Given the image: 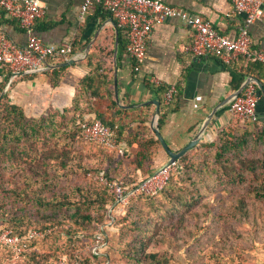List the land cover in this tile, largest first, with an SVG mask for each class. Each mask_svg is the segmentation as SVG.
<instances>
[{
	"label": "crops",
	"instance_id": "1",
	"mask_svg": "<svg viewBox=\"0 0 264 264\" xmlns=\"http://www.w3.org/2000/svg\"><path fill=\"white\" fill-rule=\"evenodd\" d=\"M165 1L203 17L230 36L238 34L244 19L243 13L234 11L233 0ZM40 2L45 14L37 22V32L47 43L70 44L73 54L69 59L75 62L67 65L58 86H53L43 71L35 72L38 75L32 79L17 80L18 75L11 77L1 97L9 93L10 101L23 107L28 115H42L71 107L81 91L82 104L93 109L86 115L88 119L98 118V113L112 117L115 108L110 107L114 101L117 108L124 110L117 114L116 120L127 125L125 145L118 147L123 152L127 148L131 156L139 150L142 139L158 138L155 128L174 152L198 135V144L216 141L221 131L234 121L229 105L231 97L241 88L235 89L234 77L245 73V80L252 77L264 85V69L246 66L245 59L225 63L216 57H195L189 50L193 30L178 18L153 28L147 39L145 61L140 71H136L135 62L125 48V32L111 13L95 7L82 16L83 0ZM1 32L19 45L26 44L27 35L20 24L0 7ZM251 34L254 46L264 51V13L251 27ZM171 86L177 92L173 101L165 104L161 89ZM98 90L99 96L89 97ZM260 95L258 112L263 119L264 96L261 92ZM161 113L165 119L159 127ZM169 159L161 143L150 160V173L166 165Z\"/></svg>",
	"mask_w": 264,
	"mask_h": 264
},
{
	"label": "trees",
	"instance_id": "2",
	"mask_svg": "<svg viewBox=\"0 0 264 264\" xmlns=\"http://www.w3.org/2000/svg\"><path fill=\"white\" fill-rule=\"evenodd\" d=\"M4 13L7 14L5 11ZM15 20L19 23L17 19ZM124 44L127 49V41ZM63 61V58L50 59L49 63ZM246 66L258 70L264 69V63L260 62L247 61ZM66 69L67 66H62L44 70L42 73L47 76L53 86H58L62 82ZM12 74L7 65L0 67V78L2 79L0 81V97ZM37 75L38 73H27L18 76L16 79H32ZM244 81L245 73H238L234 77L235 89H239ZM166 91L167 89H161L164 95L163 101L165 104H170L173 100L170 103L165 102ZM83 94L84 92L80 91L71 107L64 108L62 111L51 110L42 114L39 119L28 116L23 107L12 103L9 93H5L0 98V216L9 215L8 227L4 230L11 229L15 234L21 236L33 230H41L30 228L35 222L29 220L25 214L21 215L16 208L9 206V204L12 205L11 201H23L25 200L24 197L32 198L37 212L41 214L43 219V221L36 222L42 225L43 230L52 225L60 224L61 215L65 213L67 217L68 210L73 207L75 210L70 215L68 214L69 218L80 228L88 230L94 224L103 221L109 210L107 205L115 204L109 187L101 182L100 176L109 180H117L130 190L152 174L150 173V160L156 148L161 145L159 139L154 137L142 139L139 143V150L134 156H131L127 148H124L123 154H120L116 148H109L86 139L83 134L82 123L92 120L88 119L86 115L91 113L93 109L82 104ZM94 94L99 96L100 91L92 92L89 97L94 96ZM116 106L113 101V105L110 107L111 109L115 108L112 111V117L107 118L102 113H98L97 116L104 124L112 128L116 144L125 145L124 141L127 139L124 134L127 125L116 120L117 114L124 110ZM234 116L240 118L236 114ZM164 119L165 114L161 113L159 127H162ZM248 123L260 126V129L258 131L246 129L240 135H235V123L233 121L231 126L221 131L216 141L197 144L179 158L176 171L170 175L166 185L158 193L154 195L139 193L129 199L125 204L128 207L127 212L131 214L132 211H135V213L134 217L129 220L128 227L132 231H136V234L133 236L135 244L129 243V251H125L127 258L125 264H171L172 255L169 253L171 243L165 239L152 241L154 237L149 234L152 231L150 226L154 222L167 223L169 229L174 230L175 233L182 229L179 240H183V238L188 240L193 236V226L197 228L198 225L191 223V219L197 220L207 213L204 210L206 203L201 199L205 194L204 187L209 186V177L206 178L202 173L205 174V169L212 166L205 160V167L196 169L200 173V177L194 178L190 175V169L195 166L197 157L202 156L203 158L214 154L212 156L213 162L217 166H212V169L217 176L221 177L220 173H224L226 180L220 181L222 184L224 182L230 183V185L235 186L234 188L243 185L257 199L264 200V156L243 155V152L248 149L250 141H254V143L264 142V118L258 122ZM62 135L67 136V138L70 137L73 141L82 138L87 143L100 148L99 153L95 154L99 164L88 168L86 171V173L94 172L97 175L95 181L99 184V188L90 192L86 188L76 187V194L82 198V206L68 198L47 197L43 193L45 187L56 186L63 177H68L66 170L68 163L59 153L64 149L62 148L64 143H61L60 140ZM11 168L19 169L23 173L22 186L16 184L7 188L4 176L7 170ZM33 187H41V189L37 190ZM141 203H146L147 207L137 210ZM232 206L234 211L231 216L236 221H250L251 212L249 201L246 198L238 194L234 195ZM92 208L96 209V214L92 213L94 210ZM48 222H51L50 225ZM160 224L157 223L158 226ZM103 244L106 249L108 239L104 232ZM0 247L11 255L13 254L10 247ZM99 254L92 252L94 257H98ZM30 256L34 264L51 262L47 255L31 253ZM64 257L68 258L66 255ZM69 262L78 264L75 257H69ZM214 264L229 263L217 259Z\"/></svg>",
	"mask_w": 264,
	"mask_h": 264
},
{
	"label": "rangeland",
	"instance_id": "3",
	"mask_svg": "<svg viewBox=\"0 0 264 264\" xmlns=\"http://www.w3.org/2000/svg\"><path fill=\"white\" fill-rule=\"evenodd\" d=\"M49 112V111H48ZM47 112V113H48ZM46 114V113H45ZM48 115V114H47ZM32 118L39 119L42 115H28ZM235 135H240L246 129L258 131L260 126H254L242 119L234 116ZM61 143L64 148L61 153L63 159L68 163V177H63L56 186L49 185L43 189V193L47 197H57L62 199L68 198L70 201L82 206V198L76 194V187L86 188L92 192L99 188V184L95 181L97 176L94 172L86 173L88 168L96 166L99 161L95 157L100 148L98 146L87 143L82 138L73 141L70 137L62 135ZM67 143V144H66ZM245 156H264V142H249V147L243 152ZM195 157V166L190 169V175L198 179L200 173L196 169L204 166V161L211 163L213 167L217 166L213 162L214 158ZM212 166L205 169L206 178L209 177V186L204 187V197L201 199L206 203L204 210L207 213L199 217L197 220L191 219V223L198 225L193 226L194 234L188 240H179L182 229L176 233L169 229L167 223L162 221L154 222L150 226L149 234L153 236L152 241L165 239L171 243L169 253L172 255L171 264H214L217 259L221 262L229 264H264V200L257 199L253 193L248 192L243 185H234L220 181L226 180L224 173L220 176L213 171ZM219 174V175H220ZM23 173L19 169H8L4 181L5 186L10 188L11 185H23ZM207 182V183H208ZM40 190L41 187H33ZM86 191V190H85ZM241 195L249 201L250 221H236L231 213L234 211L232 206L233 196ZM23 201H11V207L19 211L21 215L25 214L28 219L34 221L30 228L41 229L33 230L40 232L38 237L31 239L29 250L16 257L8 251L0 247V264H34L31 260V253L38 255H47L50 263H57L60 258L75 257L78 264H125L126 252L129 251V243L135 244L133 236L136 231H132L129 226V220L134 217L135 211L131 214L127 212L126 205L118 206L109 204V210L103 221L98 222L92 228L85 230L80 228L69 218L68 214L72 213L75 208L61 215V223L52 225L50 228L43 230L40 223L43 221L41 214L37 212L32 198H26ZM147 207L146 203H141L137 210ZM93 214L96 209L92 208ZM108 209V208H107ZM128 215V217H126ZM126 217V218H125ZM156 217V216H155ZM9 215L0 216V230L4 231L8 227L7 220ZM159 222L160 226L157 225ZM51 222H48L50 225ZM47 225V224H44ZM29 228V229H30ZM32 232V231H31ZM26 235L27 236L29 233ZM105 233L108 239V247L102 246L100 249L94 250L96 236ZM100 253L98 257H94L92 252Z\"/></svg>",
	"mask_w": 264,
	"mask_h": 264
},
{
	"label": "built area",
	"instance_id": "4",
	"mask_svg": "<svg viewBox=\"0 0 264 264\" xmlns=\"http://www.w3.org/2000/svg\"><path fill=\"white\" fill-rule=\"evenodd\" d=\"M0 7L11 18L19 21L27 35L26 44L19 45L5 33H0V67L7 65L13 73V78L44 71L48 64H52L49 63L50 59L63 58L65 61L73 54V47L70 44L47 43L37 32V22L45 14V8L40 0H0ZM95 7H101L111 13L124 30L127 53L134 60L136 71H140L145 61L147 39L153 28L171 18H178L192 28L193 42L189 50L195 57H216L225 63H234L240 59L264 63V51L254 46L251 34V27L264 13V0H233L234 11L244 14L236 36L221 33L203 17L192 14L184 8L172 6L165 0H83L80 13L85 16ZM176 92L175 86L167 88L165 102L170 103ZM260 96L258 84L251 81L231 100L230 111L244 122H258ZM82 128L86 139L109 148H116L120 154H123V150L115 142L114 131L100 119L85 121L82 123ZM176 169L177 161L166 164L130 190L117 180H109L104 176L99 178L109 187L115 205L122 206L139 193L149 195L158 193ZM39 235L40 232L32 231L27 236H21L7 229L0 232V246L10 247L12 253L20 257L29 250L31 239ZM94 243L96 251L104 245L103 233L96 236ZM55 264L72 263L66 258H60Z\"/></svg>",
	"mask_w": 264,
	"mask_h": 264
},
{
	"label": "water",
	"instance_id": "5",
	"mask_svg": "<svg viewBox=\"0 0 264 264\" xmlns=\"http://www.w3.org/2000/svg\"><path fill=\"white\" fill-rule=\"evenodd\" d=\"M75 60L74 59H69V60H65L61 63H56V64H48L45 68V70H49V69H54V68H58V67H62V66H67V65H70L72 63H74ZM251 81H254L258 84L259 86V89H260V92L262 93V95L264 96V85L261 81L257 80V79H254L252 77H249L247 80H245V82L243 83V85L241 86V88L231 97L232 99L239 95L243 89L246 87V85H248ZM157 105H158V109H157V112L159 113V106H160V103L157 102ZM155 131H156V134H157V137L158 139L161 141L162 145L164 146L165 150L168 152V154L170 155V159L168 161L167 164H170L172 162H176L179 158H181L186 152H188L190 149H192L193 147H195L198 142H199V135L194 139L192 140L190 143H188L184 148H182L180 151L178 152H174L170 149V147L168 146L166 140L164 139L162 133L155 128Z\"/></svg>",
	"mask_w": 264,
	"mask_h": 264
}]
</instances>
